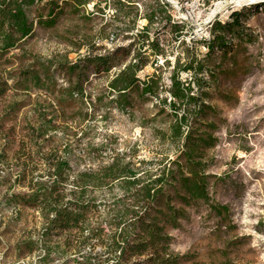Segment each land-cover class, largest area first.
I'll use <instances>...</instances> for the list:
<instances>
[{"label":"trees","instance_id":"trees-1","mask_svg":"<svg viewBox=\"0 0 264 264\" xmlns=\"http://www.w3.org/2000/svg\"><path fill=\"white\" fill-rule=\"evenodd\" d=\"M102 1L107 0H0V98L12 92V99L4 108L5 117L24 107L23 100L29 98L32 91L48 94L49 99L51 97L49 106H57L62 112L75 103L85 107L84 113L77 116L78 120L72 116L70 124L60 115L48 118L40 112L41 102L34 101L38 114L33 123L29 121L26 125L27 139L33 143L37 158L29 156L28 160L17 164L16 182L22 184L26 191H8L4 198L39 213L38 242L43 245L45 238L75 231L73 242L77 256L73 264H178V256L169 252L170 236L165 229L178 226L183 210L173 206L171 201L176 200L186 206L202 201L217 216L229 210L227 205L210 201V188L214 180L220 178L207 171L206 151L218 142L214 135L217 126L204 120L208 112L216 114L215 109L203 99L207 95L204 86L206 75L210 81L215 79V72L210 70L208 62L219 54L223 62L234 63L245 45L254 43L256 39L246 23V7L233 11L224 22L219 19L212 22L208 38H192L189 44L182 39L183 51L175 56L169 75L168 96L165 94L164 98H160L162 84L157 74V59L162 57L165 66H169V61L164 42L158 36L168 34L178 40L180 36H186L188 25L174 19L171 6L164 0H151L143 5L141 18L146 24L140 27L137 24L140 10L135 0H112L115 17L125 18L132 14V21H122L124 24L116 28L121 33L135 30L126 35L125 39H132L127 46H116L101 54L97 53L100 48L96 41L85 36L82 45H85L86 53L78 55L74 61L66 54L43 57L22 48V43L33 32L34 22L28 15L31 7L41 5L42 11L36 15V23L42 28H52L66 14L89 17L90 14L81 11L90 2L96 9ZM261 7H264V2L250 8ZM98 37L101 41L109 36ZM199 45L206 49L203 55L196 48ZM14 50H19V53L13 54ZM148 64L154 72L141 79L139 73ZM112 69L115 72L107 87L114 98L108 103L121 111H128L133 106V93L141 98H159L163 106L168 107V115L172 118L168 132H158L159 137L178 149L173 159L159 160L158 168L143 170V161L137 166L135 162L126 161V154H123L113 156L108 164L94 170L73 172L70 145L57 134L62 132L64 135V129H75L88 121L87 105H95L84 101L87 98L84 83L89 81L90 75H107ZM181 73L189 74V80L183 81ZM59 80L66 86H61ZM49 133H54L51 138L57 140L52 148L46 150ZM25 143L21 141V150ZM148 163L153 164L152 161ZM107 186L117 188L120 195H115V198L131 200L127 204L121 200V206L115 207L121 222H116L114 228L101 224L91 226L87 217L96 212L94 198L98 197L95 193ZM93 240L102 249L95 250L96 246L92 245L91 251L83 253L82 248ZM68 241V238L62 240L64 244ZM33 245L32 238L25 240L29 251ZM50 253L48 246L44 256L48 257ZM131 257L137 259L131 261Z\"/></svg>","mask_w":264,"mask_h":264},{"label":"rangeland","instance_id":"rangeland-1","mask_svg":"<svg viewBox=\"0 0 264 264\" xmlns=\"http://www.w3.org/2000/svg\"><path fill=\"white\" fill-rule=\"evenodd\" d=\"M135 1L140 10L137 21L140 27L146 24L141 18L143 5L151 0ZM164 1L171 6L174 19L188 25L186 36H180L178 40L168 34L158 36L164 42L169 61V66H165L162 57L157 59V74L162 84L160 98H164L169 90L170 70L175 56L183 51L182 39L189 44L192 38H208L212 22L216 19L224 22L233 11L243 7L247 8V26L256 39L237 54L235 64L223 62L220 55L215 54L208 62L210 70L215 72V79L210 81L207 75L205 77L207 95L203 99L215 109L216 114L208 112L204 120L214 122L217 126L214 135L218 138L216 146L206 151L207 171L220 178L214 180L210 188V201L227 205L228 213L217 216L202 201L186 206L172 200L173 206L183 210V217L177 227L167 226L165 229L170 236L169 252L178 256V264H264V7L250 8L264 0ZM113 4L112 0L102 1L95 9L90 2L81 11L90 14L89 17L66 14L52 28L37 25L36 15L42 11V6L35 5L28 10L34 22L33 32L22 43V48L43 57L66 54L74 61L78 55L86 53L85 45H82L85 36L96 41L100 48L97 53L101 54L116 46H127L132 39H125L126 35L135 30L121 33L116 28L124 24L122 21H132V14L125 18L115 17ZM98 36L109 37L100 41ZM196 48L202 55L206 52L202 45ZM17 53L19 50H14L13 54ZM114 72L112 69L107 75L89 76V81L84 83V95L87 96L84 101L95 105H87L90 118L78 128L64 129V135L62 132L57 134L70 145L73 172L94 170L108 164L113 156L123 154H126V161L135 162L137 166L143 161V170L158 168L159 160L173 159L178 149L159 137L158 132H168L172 119L168 115V107L163 106L159 98H141L133 93V106L128 111H121L108 103L114 98L107 87ZM153 72L148 64L139 77L144 79ZM180 78L186 81L190 75L181 73ZM59 84L66 86L62 80ZM11 95L9 92L0 98V264H73L77 256L73 242L75 231L45 238V245L39 243V213L8 202L9 198H4V195L8 191H26L22 184L16 182L17 164L28 160L29 156L37 158L33 143L28 142L26 125L29 121L33 123L38 114L34 101L41 102L40 112L48 118L60 115L70 124L72 116L76 119L82 115L85 107L75 103L62 112L57 106H49L51 97L49 99L48 94L32 91L29 98L23 100L25 106L7 118L4 108L12 99ZM53 135L49 133L46 136L49 137L45 142L46 150L56 143L57 138H51ZM22 140L26 142L23 150ZM150 161L152 165H149ZM95 194L98 197L94 198L96 212L88 215V222L91 226L101 224L114 228L116 222H121L115 207L121 206V200L127 204L131 198H115V195H120L115 186L104 187ZM27 238L34 240L32 251L25 246ZM63 238L70 241L64 244ZM92 245L96 246L95 250L102 249L93 240L81 251H91ZM48 246L51 253L45 257ZM135 259L130 258L131 261Z\"/></svg>","mask_w":264,"mask_h":264}]
</instances>
